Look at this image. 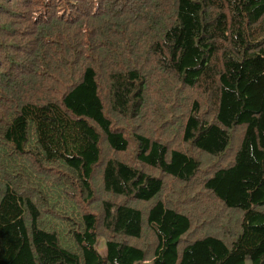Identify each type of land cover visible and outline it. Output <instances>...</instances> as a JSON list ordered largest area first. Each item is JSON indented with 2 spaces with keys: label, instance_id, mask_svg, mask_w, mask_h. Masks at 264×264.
Segmentation results:
<instances>
[{
  "label": "trees",
  "instance_id": "16d2710c",
  "mask_svg": "<svg viewBox=\"0 0 264 264\" xmlns=\"http://www.w3.org/2000/svg\"><path fill=\"white\" fill-rule=\"evenodd\" d=\"M0 264H264V0H0Z\"/></svg>",
  "mask_w": 264,
  "mask_h": 264
},
{
  "label": "rangeland",
  "instance_id": "374dc122",
  "mask_svg": "<svg viewBox=\"0 0 264 264\" xmlns=\"http://www.w3.org/2000/svg\"><path fill=\"white\" fill-rule=\"evenodd\" d=\"M97 247L99 249L100 252H104L105 250V245H104V240L103 238H99L98 242H97Z\"/></svg>",
  "mask_w": 264,
  "mask_h": 264
}]
</instances>
